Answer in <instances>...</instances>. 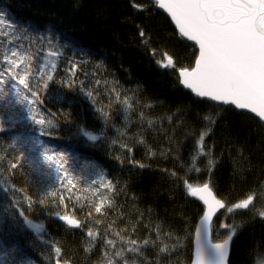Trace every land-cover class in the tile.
<instances>
[{
	"label": "trees",
	"instance_id": "trees-1",
	"mask_svg": "<svg viewBox=\"0 0 264 264\" xmlns=\"http://www.w3.org/2000/svg\"><path fill=\"white\" fill-rule=\"evenodd\" d=\"M135 2L144 10L134 9L132 0H0L4 14L0 27L5 24L11 31L6 36L0 31V61L3 46L11 40L9 46L35 57L37 68H50L48 60L57 65L51 73L53 81L41 92L44 103L36 105L47 118L55 114L57 127L49 130L50 135L40 136L38 125L26 119L14 121L11 109L0 103V121L5 129L0 132V155L14 160L19 154L17 147H9L14 135L32 134L53 150L68 152L85 163V168L96 174L95 188H100L101 177L115 186L111 193L100 188V194L113 201V207L105 206L104 214L89 208L88 201L98 203L99 198L84 192L87 186L80 182L71 199L66 194L63 204L59 199L53 203L49 197L42 205L41 190L54 188L62 193L64 189L58 180L34 175L27 162H22L9 177V183L22 191L0 192V249H14L17 264H56L57 259L60 264H106L104 251L114 252L104 244L109 225L112 229L107 239L115 240L117 249L130 246L113 234L121 230L126 240L150 241L141 248L143 255L124 253L129 264H192L195 229L204 206L187 194L184 179L194 185L210 181L217 198L229 205L264 189V124L232 106L201 100L183 90L178 74L160 68L156 60L167 51L178 66H187L194 60L196 47L178 36L155 5ZM138 26L145 31L147 43L142 42ZM49 50L60 55L48 57ZM72 63L77 65L75 76L69 71ZM69 79L76 81L74 87L62 83ZM88 91L95 102L85 94ZM125 97L130 98L131 108L123 105ZM101 108L108 113L107 119L98 111ZM208 114L216 123L205 136L203 148L211 151L196 158L199 172L189 171L197 140L207 126L203 116ZM81 127L99 139L90 144L79 133ZM209 159L215 162L211 172ZM0 164L7 169L6 161ZM172 172L177 174L175 178ZM25 194L32 197L31 207ZM77 195L83 208L77 203ZM259 210H264V196L260 195L250 210H237L227 217L224 210L215 218L211 230L214 243L226 235L221 222L243 223L231 242L229 264H256L257 252L264 254V219L254 215ZM21 211L33 222L43 224L40 236L29 233ZM89 211L92 216L86 219ZM65 214L75 215L83 226L74 231L56 220ZM157 226L164 243L169 248L176 245L174 250L159 252L163 245L156 240ZM89 228L99 233V239L90 252H85ZM169 233L171 239L165 235ZM55 247L61 248L60 257Z\"/></svg>",
	"mask_w": 264,
	"mask_h": 264
},
{
	"label": "snow or ice",
	"instance_id": "snow-or-ice-1",
	"mask_svg": "<svg viewBox=\"0 0 264 264\" xmlns=\"http://www.w3.org/2000/svg\"><path fill=\"white\" fill-rule=\"evenodd\" d=\"M154 4L163 9L171 21L174 23L178 36L187 41L194 42L196 50L192 56L194 60L187 66H178L173 55L164 51L160 54V59L156 60L157 65L163 69H172L178 75L179 84L185 89H189L196 97L217 102V104L234 106L238 110H247L255 114L261 122H264V0H153ZM131 6L140 11L144 10L140 5L132 0ZM4 14L0 12V23H3ZM139 36L142 42L147 43L145 31L139 28ZM51 43V41H49ZM8 44L12 45L13 41L8 40ZM60 55L57 50H49L48 57H56ZM152 55L156 56L155 49ZM35 57L28 51H20L18 47H11L0 61V101L7 98L9 105L15 103L20 105L26 116L23 119L31 122V124L39 126V135H50V129L57 127L55 123V114L53 118H47L36 107L37 104H43L40 98L42 90L49 87V82L54 77L51 74L56 69V62L48 60L46 65H40L38 68L34 63ZM77 65L72 63L69 71L75 76ZM39 77V79H37ZM69 88L74 87L76 81L69 79L63 81ZM97 84L100 81L96 82ZM83 91V89H81ZM113 91H115L113 89ZM90 99L95 98L91 91L85 93ZM119 101L120 94L116 93ZM125 108H131L130 98L125 97L122 101ZM107 119L108 113L103 109H98ZM218 116L219 113L217 112ZM203 120L207 122V126L201 131L197 140L196 155L193 157V164L189 171L199 172L200 169L195 167V161L198 156H207L210 154L204 151V138L211 131V125L216 123V119L211 114L203 116ZM151 124V121H149ZM3 122L0 121V132L4 131ZM79 133L86 137L89 141H96L99 137L86 128L81 127ZM143 143V141H140ZM32 148L26 151L21 145L18 149L19 154L14 160H8L6 156L0 155V161L7 162V169L0 164V192L7 193L9 190L22 191L16 189L15 185L9 183V177L14 174V170L22 167V162L32 160L34 164L42 163L49 170L56 174L55 178L60 182V187L64 192L59 193L54 188L41 190L40 204L51 197L53 203L59 199L63 204L66 198L71 199L74 194L73 190H78V182L81 177L74 176L69 168L68 158L63 152L54 151L44 144L43 141L34 139L31 141ZM9 147H16V139L14 138ZM127 147V145H123ZM131 151V149H128ZM38 152V160L31 157V152ZM214 161L208 160V171L211 172L214 167ZM144 167V165H139ZM5 172L7 175H5ZM175 178L177 174L172 172ZM183 179V178H181ZM74 181H76L74 183ZM96 180H92L91 184H96ZM184 187L189 196L197 198L203 204L202 216L200 223L196 228V259L193 264H227L230 252V245L238 230L243 227V223L232 224L221 222L220 228L226 230V235L219 242L213 243L210 238L213 218L220 210H225V216L235 214L237 210H250L254 204V200L258 195L264 196V189L259 193L253 191L247 194L245 198L229 205L225 200L217 198L213 192L210 181H205L202 185H194L184 179ZM100 188H105L109 193L115 191V186L111 181H104L100 178ZM100 188H92L88 185L83 189L84 192H90L93 196H98L99 202L89 200L88 206L97 214H104L105 206L113 207V201L110 196L100 194ZM24 199L28 202L29 207L32 206V197L25 194ZM77 203L83 208V203L79 195L76 196ZM258 214L264 219V210L254 211V215ZM23 217L24 224L31 229L34 234L40 236L44 231L41 223H35L24 216L21 211L19 213ZM92 211L87 213L86 219H90ZM59 219L64 221L68 226L74 228L82 227V222L75 215H60ZM100 223V221H96ZM112 225L105 231L104 244L110 246L114 252L104 251L103 255L106 264H129L128 259L124 257L125 252L143 255L141 248L148 246L150 241L145 239L138 242L134 239L126 240L121 232L113 233L124 245L129 247L116 248V241L107 239L108 232L111 231ZM171 239V234H165ZM89 237L88 246L85 252H90L94 247V242L99 239V233L89 228L87 232ZM157 241L163 245L159 248L160 253L169 252L175 249L176 245L169 248L167 243L161 239L159 226H157ZM153 245L156 241H151ZM177 243L179 241L177 240ZM14 249H0V264H17L14 256ZM61 248L55 247L57 257L61 255ZM9 257L11 260L9 261ZM258 260L256 264H264V254L257 252ZM22 264V262H21ZM56 264H60V259L56 260ZM64 264H71L65 261Z\"/></svg>",
	"mask_w": 264,
	"mask_h": 264
},
{
	"label": "rangeland",
	"instance_id": "rangeland-1",
	"mask_svg": "<svg viewBox=\"0 0 264 264\" xmlns=\"http://www.w3.org/2000/svg\"><path fill=\"white\" fill-rule=\"evenodd\" d=\"M7 27L8 26H6L5 24L1 25L0 31H1L2 36H6L7 33L11 32ZM10 48H11V46H9V45L3 46V50H2L3 56ZM0 103L5 104L6 108L11 109V111L14 114V116H13L14 121L18 120L16 122H23L22 119L24 116H26V111H24L20 105H16L15 103L9 105L7 103V98L4 101H0ZM14 138L16 139V147L18 149H20L21 145H23V148L27 153L28 150H30L32 148L31 141L34 139H37L38 136H35L32 134H16V135H14ZM44 144L46 146H48L49 148H51L50 144L48 142H44ZM58 152H63L66 155V157L68 158V164L65 165V167L69 168L70 172L74 176L81 177V179L79 180L81 185H83V186L91 185L92 188L96 187V185L91 184L92 180H96L98 183V180H97V177H96V174L94 173V171L90 170L89 168L86 169L85 163H82L80 161V159H76L75 157H73V155L69 154L68 152H65V151H58ZM31 157L33 159L38 160V152L32 151ZM26 162H27V165L29 166L30 170L32 171V173L34 175L36 174L37 176H39V177H41L47 181H56L57 180L55 178L56 174L54 172H52L51 170H49L42 163L34 164L31 159L27 160ZM70 162H71V164H70ZM29 233L34 234V232H29Z\"/></svg>",
	"mask_w": 264,
	"mask_h": 264
},
{
	"label": "water",
	"instance_id": "water-1",
	"mask_svg": "<svg viewBox=\"0 0 264 264\" xmlns=\"http://www.w3.org/2000/svg\"><path fill=\"white\" fill-rule=\"evenodd\" d=\"M142 1H146V2H149V3H151V4H153V5H155L154 4V2H153V0H142ZM155 7H156V9L159 11V12H161L169 21H170V23L173 25V27H174V29L176 30V28H175V26H174V23L171 21V18L168 16V14L163 10V9H160V8H158L156 5H155ZM176 32H177V34H178V31L176 30ZM186 42H188L189 44H191V45H193V46H195L194 45V42H191V41H187L186 40V38L184 39ZM181 86V88L183 89V90H185V91H187V92H189V93H191L194 97H196L189 89H185L182 85H180ZM196 98H198V97H196ZM198 99H201V100H205V101H208V102H211V103H215V104H217V102H213V101H211V100H207V99H203V98H198ZM218 105H223V104H218ZM223 106H229V105H223ZM233 108H234V106H232ZM235 109V108H234ZM237 111H239V112H244V113H247V114H249V115H252V116H254L255 118H257L258 120H259V118L258 117H256L255 116V114H253V113H250V112H248L247 110H238V109H236ZM260 121V120H259ZM261 122V121H260ZM263 124H264V122H262ZM88 140V139H87ZM89 141V140H88ZM90 143H94L95 141H89ZM197 199V198H196ZM201 202V201H200ZM202 203V202H201ZM203 205V204H202ZM222 211H224V210H220V212L216 215V216H214V218H213V222H214V220H215V218L222 212ZM56 220L58 221V222H60L61 224H63L64 226H66L67 228H69V229H71V230H79V228H74V227H70V226H68L64 221H62V220H60L59 219V217L57 216L56 217ZM199 223H200V220H199V222L197 223V226L199 225ZM197 226H196V228H197ZM28 231L29 232H33L31 229H29L28 228ZM210 238H211V234H210ZM212 239V238H211ZM214 243V242H213ZM230 247H231V245H230ZM229 258H230V252H229V256H228V262H227V264H229ZM196 259V229H195V234H194V240H193V257H192V264H193V262H194V260Z\"/></svg>",
	"mask_w": 264,
	"mask_h": 264
}]
</instances>
